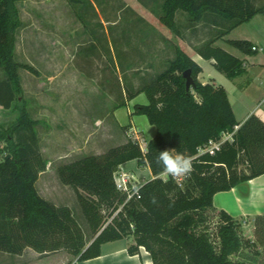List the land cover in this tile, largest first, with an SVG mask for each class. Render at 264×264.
<instances>
[{
	"label": "trees",
	"instance_id": "obj_1",
	"mask_svg": "<svg viewBox=\"0 0 264 264\" xmlns=\"http://www.w3.org/2000/svg\"><path fill=\"white\" fill-rule=\"evenodd\" d=\"M17 1L0 0V68L4 72L0 77V108L18 112L14 121L0 127V251L21 254L31 247L42 254L67 252L83 261L99 256L103 243L133 236L129 253L136 254L143 246L153 264H252L240 258L246 246L256 245L244 235V219L217 209L213 196L264 173V120L251 114L240 123L225 87L201 82L198 75L202 67L182 46H176L175 57L162 73L139 88L118 82L123 98L117 106L141 92L147 96L148 103L134 105V112L146 115L156 128L145 150L138 141L129 139L105 153L85 156L57 169L60 181L79 191L93 240L87 241L70 206L58 205L39 192L36 183L47 161L40 149L37 121L23 98L19 68L25 65L15 59L16 30L21 22ZM256 2L163 0L159 19L176 35L182 33L176 16L180 11L188 15V28L195 30L197 24L220 26L216 35L195 49L204 58L214 59L216 68L233 79L246 71L245 61L215 42L263 12L264 4ZM229 42L245 53H255L248 40ZM187 69L195 81L190 89L184 77ZM235 125L239 128L233 140L225 141L215 154L195 157L200 146L220 139ZM166 149L191 158L193 171L181 182L162 176V169L153 161ZM132 159L139 167H149L154 175L136 183L135 192L120 189L115 179L121 164ZM242 165L248 166L247 171ZM212 213L217 217L215 233L207 226ZM253 218L257 239L264 244V215ZM255 253L260 256L259 251Z\"/></svg>",
	"mask_w": 264,
	"mask_h": 264
},
{
	"label": "rangeland",
	"instance_id": "obj_2",
	"mask_svg": "<svg viewBox=\"0 0 264 264\" xmlns=\"http://www.w3.org/2000/svg\"><path fill=\"white\" fill-rule=\"evenodd\" d=\"M92 1H17L21 22L15 41V59L25 65L19 68L23 98L31 117L37 121L39 145L47 161L37 188L45 198L71 207L88 242L94 236L79 191L60 181L58 167L105 153L129 139L138 141L146 149L147 139L152 136L150 130L141 121L124 122L115 115L117 104L123 98L118 82L139 88L166 69L168 61L176 55L177 45L189 54L194 53L196 46L216 35L220 27L197 24L195 30L188 28V15L180 11L176 16L182 33L176 35L159 19L163 0ZM256 3L262 6L264 1ZM242 31L243 25L229 36H238ZM216 44L234 49L223 39ZM214 71V65L208 62L203 78L211 81L209 73ZM3 75L0 68V77ZM221 75L222 78L217 77L219 83L223 82ZM227 79L237 117L242 119L250 110L261 117L264 65H255L250 73ZM17 115V110L1 107L0 127L14 121ZM139 116L147 119L146 115ZM241 167L248 169L246 165ZM122 173H126L129 188L145 179L120 167L117 175ZM105 215L110 220L109 211L105 210ZM211 216L207 226L209 232L215 233L217 217L213 213ZM241 217L244 235L256 241V245L246 246L240 258L252 264H264V244L257 239L255 220L249 215ZM122 241L131 245L134 238L128 236ZM116 244L109 241L101 248ZM62 255L67 258L66 264L75 260L67 252Z\"/></svg>",
	"mask_w": 264,
	"mask_h": 264
},
{
	"label": "crops",
	"instance_id": "obj_3",
	"mask_svg": "<svg viewBox=\"0 0 264 264\" xmlns=\"http://www.w3.org/2000/svg\"><path fill=\"white\" fill-rule=\"evenodd\" d=\"M262 16H264V11L255 14L249 20L233 28L231 31H229L222 38H219L215 42L216 44L220 39H223L225 43L235 49L234 50L232 48L223 46L224 49L245 61L246 71L244 72V74L250 73V71L255 68V65H264V21L262 19ZM241 25L244 26V31L240 32V35L238 36L230 37L229 35L235 32V30H237V28H239V26ZM232 39L248 40L252 43L253 46L257 47V50H255V53L253 54L245 53L243 50L229 42ZM190 55L202 67V71L198 75L199 80L203 83L212 82L214 84L223 85L227 90L230 98L229 90L226 86L228 85L227 82L229 81L227 80L229 79L227 78L229 77H227L223 72L216 68L215 60L204 58L196 50L194 51V53H190ZM208 62L213 64L215 67V71L209 73L211 74V81H208L203 78L205 66ZM221 73H223V82L219 83L217 82V77H221ZM136 103H148L147 96L144 92L137 94L130 100L126 99L125 104L119 106L115 110V115H117V117L119 116L124 122L125 120H129L132 123H134V121L137 123L138 121H141L143 123V126L150 130L152 135L147 139L148 144L150 139L155 136L156 129L155 126L149 122L148 118L144 120L142 119V117L139 116L143 114H136L134 112V105ZM233 110L235 112L237 120L240 123L244 122L251 114H256L255 112H253V110H250L247 112V114H245L242 119H239L237 117V113L234 109V106ZM261 118L264 120V112L262 113ZM134 126L135 129L136 125ZM141 147H143L142 144ZM120 167L124 171H133L137 174V176L144 177L145 179H150L154 177L149 167H139L135 159L124 162L123 164H121ZM213 203L217 209H223L236 217L248 215H264V173L254 178H251L247 182L242 183L239 186H235L229 190L216 192L213 196ZM113 241L118 242V244L108 249H103L102 247V252L99 256L83 261L74 260L71 264H153L151 255L145 247L141 246L138 253L130 254L128 251V242L122 243V239ZM62 254L63 251H58L51 253V255L43 256L44 254L37 252L31 247L25 248L21 254L0 251V264H66L67 258L64 257Z\"/></svg>",
	"mask_w": 264,
	"mask_h": 264
},
{
	"label": "clouds",
	"instance_id": "obj_4",
	"mask_svg": "<svg viewBox=\"0 0 264 264\" xmlns=\"http://www.w3.org/2000/svg\"><path fill=\"white\" fill-rule=\"evenodd\" d=\"M154 163L162 169V176H170L173 179L189 177L193 171L192 161L175 149H166L158 152L153 157Z\"/></svg>",
	"mask_w": 264,
	"mask_h": 264
},
{
	"label": "built area",
	"instance_id": "obj_5",
	"mask_svg": "<svg viewBox=\"0 0 264 264\" xmlns=\"http://www.w3.org/2000/svg\"><path fill=\"white\" fill-rule=\"evenodd\" d=\"M253 49L257 50V47L253 46ZM238 128H239V125H235L233 131L223 133L220 139H218V140H210L207 144H205L203 146H200L199 149H198V153L195 155V157L199 156V155H202L204 153L215 154L220 149L221 145L225 141L233 140L234 134H235V132L237 131ZM143 150H145V149H143ZM189 159L191 160V158H189ZM117 172L115 173V179H116L117 185H118V187L120 189L125 190V191H130L131 189H134L133 192L137 191L136 183H134L132 185V188L128 187V184H127V182H128L127 180L128 179L126 178V173H122L121 176H118ZM178 180H179V182H181L182 181V177H179ZM131 195H129V197Z\"/></svg>",
	"mask_w": 264,
	"mask_h": 264
},
{
	"label": "water",
	"instance_id": "obj_6",
	"mask_svg": "<svg viewBox=\"0 0 264 264\" xmlns=\"http://www.w3.org/2000/svg\"><path fill=\"white\" fill-rule=\"evenodd\" d=\"M184 77L186 78V88L190 89L195 84L194 78H193V76L191 74V69H187L184 72ZM9 156L10 155H7V157H9ZM245 182H247V181L241 182V183H239L236 186H239V185H241L242 183H245Z\"/></svg>",
	"mask_w": 264,
	"mask_h": 264
}]
</instances>
